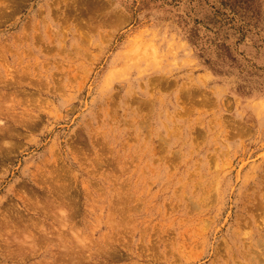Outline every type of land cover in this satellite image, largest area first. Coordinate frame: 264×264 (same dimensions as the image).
I'll return each mask as SVG.
<instances>
[{
    "label": "rangeland",
    "instance_id": "1",
    "mask_svg": "<svg viewBox=\"0 0 264 264\" xmlns=\"http://www.w3.org/2000/svg\"><path fill=\"white\" fill-rule=\"evenodd\" d=\"M0 264H264V0H0Z\"/></svg>",
    "mask_w": 264,
    "mask_h": 264
}]
</instances>
